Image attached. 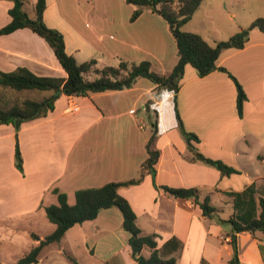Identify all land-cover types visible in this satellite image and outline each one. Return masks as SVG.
<instances>
[{
  "label": "crops",
  "instance_id": "crops-1",
  "mask_svg": "<svg viewBox=\"0 0 264 264\" xmlns=\"http://www.w3.org/2000/svg\"><path fill=\"white\" fill-rule=\"evenodd\" d=\"M32 1L35 5L37 0L28 3ZM46 2V24L63 32L67 52L79 62L96 58L99 65H117L121 60H149L155 71L164 74L177 63L176 40L157 12L146 9L131 20L135 6L126 0ZM13 5L12 0H0V28L10 22ZM231 16L235 17V12ZM191 24L189 20L183 30L202 35L210 44L221 40L219 32L207 37L202 28ZM218 63L243 86L247 95L243 114L238 112L236 82L228 72L215 70L201 77L188 64L177 104L185 129L199 138L192 142L194 150L179 128L174 92L157 90L145 77L123 90L61 94L47 116L23 123L18 132L12 124H0V224L26 231L27 225L44 222L45 207L58 203L54 189L67 193L68 202L74 204L78 189L137 177L152 134L149 104L150 113L158 112L156 145L161 156L156 174L147 173L140 183L122 186L120 194L129 200L143 232L157 234L159 249L174 237L180 240V247L170 254L177 264H231L232 226L218 220L220 213L229 212L231 217L236 211L228 193L242 192L252 184L258 190L264 187V31L253 28L245 46L223 50ZM18 67L38 75L67 76L47 41L29 28L0 35V70ZM46 92L29 97L42 99L53 94ZM71 102L79 110L68 111ZM168 109L174 113V121L166 125L163 112ZM17 142L23 156L22 171L15 162ZM197 152L240 172L223 175L218 168L195 159ZM164 185L197 187L202 198L210 196L219 212L207 217L193 199L175 198ZM257 211L260 213V208ZM256 231L236 233L241 264H264L260 248L264 234L258 236ZM35 234L40 238L47 235ZM129 236L122 212L111 207L93 220L72 226L60 242L45 246L42 252L54 244L57 257L67 259L65 253H70L81 264H137ZM151 252L148 247L143 249L145 256ZM41 262L40 257L36 264Z\"/></svg>",
  "mask_w": 264,
  "mask_h": 264
},
{
  "label": "trees",
  "instance_id": "trees-1",
  "mask_svg": "<svg viewBox=\"0 0 264 264\" xmlns=\"http://www.w3.org/2000/svg\"><path fill=\"white\" fill-rule=\"evenodd\" d=\"M12 1L14 5L9 9L11 20L0 28V35L12 33L21 28L31 29L47 41L67 76L38 75L27 67H18L9 72L0 70V124H12L18 132L23 123L47 116L54 109V102L61 94L83 96L90 93L123 90L132 87L138 78L145 77L157 85V90L174 92L179 128L189 147L194 150L192 142L198 141L199 138L195 133L185 129L177 104V94L188 64H191L201 77L215 70L228 72L236 82L238 112L240 116L243 114L244 102L247 99L243 86L227 68L220 66L218 61L223 50L243 48L253 28L258 27L264 31L263 17L255 19L248 28L240 30L227 40L210 44L202 35L183 30V26L192 19L203 0H126L127 3L135 6L131 20H135L144 10L149 9L159 13L167 21L176 40L178 60L171 72L164 74L155 71L149 60L139 62L121 60L117 65H99L96 58L79 62L73 54L67 52L63 32L46 24L44 20L46 0L36 1L34 17H31L26 9L28 0ZM28 90H49L53 91V94L42 99L19 98L17 96H8V98L6 96L7 92ZM12 97L13 99H11ZM147 108H149V117L152 118V134L147 141L148 156L141 165L139 175L124 181L109 182L100 187L78 189L74 204L68 202L67 193L54 189L58 203L46 206L45 210L49 220L56 225L55 230L44 238L33 233V238L39 242L13 264L38 263L45 246L60 242L69 228L78 223L93 220L101 210L111 207L118 208L123 214V227L130 235L129 244L137 264H177V258L170 254L180 247V240L174 237L159 249L156 240L157 234L143 232L137 223V214L129 200L119 192L122 186L140 183L147 173L153 176L156 174V166L161 156V151L156 145L159 133L158 112L154 110L150 113L152 109L149 104ZM195 159L218 168L223 175L240 172L224 161L208 157L201 152L195 154ZM15 162L22 171L23 156L19 142L16 144ZM162 187L175 198L193 199L202 209L203 215L207 217H214L219 212L218 208L211 203L210 196L202 198L200 189L197 187L185 188L167 185ZM258 188L256 184H252L242 192H229L228 194L234 199L236 211L227 220L218 218L220 222L228 221L232 224L231 244L234 253L230 260L231 264H241L237 232L261 230L264 233V187L261 190ZM257 190L259 193L258 202L255 199ZM260 193L263 194L260 195ZM258 208H260V213L257 211ZM145 247L151 249L150 256L143 254ZM65 255L72 264H81L72 254L65 253Z\"/></svg>",
  "mask_w": 264,
  "mask_h": 264
},
{
  "label": "rangeland",
  "instance_id": "rangeland-1",
  "mask_svg": "<svg viewBox=\"0 0 264 264\" xmlns=\"http://www.w3.org/2000/svg\"><path fill=\"white\" fill-rule=\"evenodd\" d=\"M204 1V0H203ZM203 8H198L191 19L193 26L202 28L207 37L212 34H219L221 40H227L242 29L248 28L252 22L259 18H264V0H206ZM203 3V2H202ZM212 4V5H211ZM34 1L28 3L27 11L34 17ZM231 12H235V17L231 16ZM213 42V41H212ZM14 93V94H13ZM35 93V94H33ZM38 93H47L41 90H31L29 92H7L6 96H17L19 98L38 96ZM9 98V97H8ZM13 99V97L11 98ZM164 123L170 124L174 121V113L172 110H164L163 112ZM147 130L150 131L151 124L149 119ZM231 213H220L221 218H230ZM226 219V220H227ZM44 222L36 225H27L26 231L20 230L16 226L15 229H10L7 225L0 224V264H13L25 253L32 249L35 242L33 233L47 234L50 228H54L55 224L50 222L46 215L43 217ZM25 224V223H24ZM222 225L229 224L230 222H221ZM22 225V224H21ZM6 226V228H5ZM258 236L264 234L261 230H257ZM262 253L264 254V245H260ZM56 246L53 244L46 248L41 253L40 264H71L65 257H57ZM54 257V259H53Z\"/></svg>",
  "mask_w": 264,
  "mask_h": 264
},
{
  "label": "built area",
  "instance_id": "built-area-1",
  "mask_svg": "<svg viewBox=\"0 0 264 264\" xmlns=\"http://www.w3.org/2000/svg\"><path fill=\"white\" fill-rule=\"evenodd\" d=\"M79 110V106L75 103H70L69 107H68V111H77Z\"/></svg>",
  "mask_w": 264,
  "mask_h": 264
}]
</instances>
